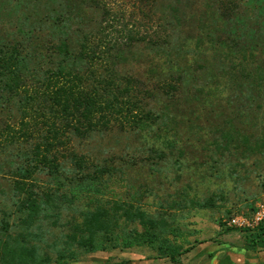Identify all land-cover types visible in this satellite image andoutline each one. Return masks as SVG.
<instances>
[{"label": "rangeland", "instance_id": "rangeland-1", "mask_svg": "<svg viewBox=\"0 0 264 264\" xmlns=\"http://www.w3.org/2000/svg\"><path fill=\"white\" fill-rule=\"evenodd\" d=\"M105 2L124 14L104 23L75 0H0V49L16 48L30 62L21 93L0 87V237L5 223L8 236L37 247L35 264H54L74 226L96 206L133 204L166 224L158 241L179 242L185 252L194 235L230 229L229 220L250 219L264 202V0H155L149 24L136 0ZM61 7L73 9L63 16L73 51L99 27L104 42H123L127 31L143 34L145 42L123 47L116 69L147 93L144 114L133 117L139 124L118 119L86 137L70 135L58 153L60 172L51 176L32 158L35 115H25L21 103L37 84L35 74L54 68L51 52L62 37L50 13ZM92 180L97 197L75 192ZM29 192L44 205L32 223L24 211ZM207 200L213 208L194 207ZM130 229L144 232L120 221L119 232ZM158 255L148 245L78 251L79 260L69 264L138 263Z\"/></svg>", "mask_w": 264, "mask_h": 264}, {"label": "trees", "instance_id": "trees-1", "mask_svg": "<svg viewBox=\"0 0 264 264\" xmlns=\"http://www.w3.org/2000/svg\"><path fill=\"white\" fill-rule=\"evenodd\" d=\"M75 1L87 9L97 10L101 18L105 19L104 23L124 14L115 13L105 0ZM136 1L140 7L138 11L147 18V24L151 23L155 18V0ZM67 6L69 8V5ZM52 10L51 24L54 29L59 30L62 37L51 52L50 58H54V62L51 60L54 68L47 70L40 78L35 74L37 84L32 92H25L21 103V111L25 115H35L30 119L37 134L34 133L37 141L32 150V158L37 167L47 169L51 176L60 172L58 153L67 145L70 135L83 138L100 128L108 127L118 119L136 124L139 120H133V117L138 113L140 116L144 114L140 102L147 93L140 83L122 77L116 69L118 62L125 56L123 47H129L138 41L145 42L143 34L127 31L123 42L106 39L104 42L103 28L99 27L95 34L84 35L78 48L73 51L64 37L63 20V16H70L69 10L73 9L70 7L68 12H61L62 7L60 11ZM29 64L27 57L22 56L16 48L7 51L0 49V87L9 93H21L25 86L22 73ZM22 123L27 125L25 120ZM72 161L78 168L84 164L75 155L72 156ZM98 175L101 177L103 174ZM99 191L98 181L94 180L75 190L76 193L85 192L89 197H97ZM27 194L29 198L24 204V211L28 223H32L43 214L44 205L36 200L38 198H35L33 192ZM77 196L73 194L74 198ZM213 206L210 200L194 204L197 208ZM120 221L125 224H137L144 232L140 233L135 229L119 232ZM2 225L4 227L2 226L3 235L0 237V264H35L37 247L29 246L23 239L14 240L7 234V225ZM164 225L166 224L161 220L152 218L133 204L111 209L96 206L85 212L81 222L74 226L67 236L66 246L56 251L54 264L78 261V251L84 254L114 249L123 251L141 245L154 247L160 257H167L175 262V257L181 255L180 248L165 238L158 241L157 231L160 232ZM256 231L258 237L264 239V222L258 225Z\"/></svg>", "mask_w": 264, "mask_h": 264}, {"label": "crops", "instance_id": "crops-1", "mask_svg": "<svg viewBox=\"0 0 264 264\" xmlns=\"http://www.w3.org/2000/svg\"><path fill=\"white\" fill-rule=\"evenodd\" d=\"M231 228L214 226L210 234L203 238L194 235L189 250L185 252H181L179 242H172L181 252L180 256L175 257V262L158 255L128 264H264V239L258 237L256 228Z\"/></svg>", "mask_w": 264, "mask_h": 264}, {"label": "built area", "instance_id": "built-area-1", "mask_svg": "<svg viewBox=\"0 0 264 264\" xmlns=\"http://www.w3.org/2000/svg\"><path fill=\"white\" fill-rule=\"evenodd\" d=\"M262 222H264V202L257 206V210L252 214L250 219L245 217L234 218L227 222V226L244 230H253Z\"/></svg>", "mask_w": 264, "mask_h": 264}]
</instances>
